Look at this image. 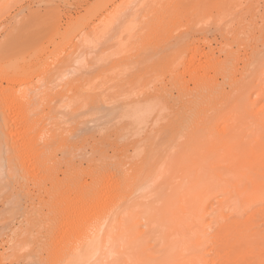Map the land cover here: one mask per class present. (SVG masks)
Returning <instances> with one entry per match:
<instances>
[{"label":"bare ground","instance_id":"6f19581e","mask_svg":"<svg viewBox=\"0 0 264 264\" xmlns=\"http://www.w3.org/2000/svg\"><path fill=\"white\" fill-rule=\"evenodd\" d=\"M145 1L147 0H144V2ZM181 1L182 0H171L169 4L165 6V10H162H164L166 14H169L172 10L178 8ZM134 2L136 3V1ZM134 2L133 0H101L100 9H98V11L96 10L97 13L95 12L96 15L94 14L95 17L91 27L83 33L82 25L75 28L72 22L65 23L66 27L62 32L58 29L57 32L55 31L61 42L58 43V48L55 47V49H53L54 46L51 47L52 52L50 51V55L48 54L46 57L48 58V62L47 60L44 61L43 58L40 59L41 53L39 56H36L35 62L25 61V58L24 60L23 58L10 59L6 62L3 61V58L0 60V160L2 155L4 158V163H0V168L3 169L0 171V181L6 177L14 182L16 181L20 184L21 182L22 184L24 183V185L20 187L18 185L19 183H16L19 188H17V191L25 194L24 200L30 201V206L33 205L35 207L36 202L41 206L40 204L44 196L47 197L46 199L49 198L47 201L43 202L44 205L40 208L46 213L42 215L41 212L38 215L34 213L39 219H37L38 221L36 224L39 229H42V226H44L43 231L37 230L30 233L29 229L35 224H32L30 228L25 230V233L28 230L26 235L30 233V239L31 236L34 239L31 243L35 245L38 250L33 254L38 258L32 256L28 257L27 254H23L22 250L26 249L28 246L22 247L20 245L23 243L20 244L14 241L15 239H11L12 241L9 239L10 242H13L11 243L13 244L11 246L13 250L11 251V249L7 247L11 252L8 250L10 253L4 254L5 257L0 253V264H3V261L6 262V259L10 261L9 264H13V260L15 264H20V261L23 262L24 255H26L25 257L28 259H24L26 261L25 263L30 262V264H33L34 262V264H44L40 261H43V254H50L51 252H47L55 248V242L59 237L58 229L62 227V224H66V221L60 222L59 224L56 223L55 225L53 224L58 228L55 230L53 228L54 231L52 230L49 232L50 235L46 233V235H42V233L52 229H50L52 225L50 223L53 220L51 216L54 213V209L61 203L70 201L71 196L67 195L69 193L68 190L70 191V189H72L70 187L76 185L77 178L79 179L82 177V171L80 170L79 173H75L74 175L72 171L70 172V168L69 173L71 174H67V171H64L62 173L63 177H58V168L60 170V167L67 163L63 164L61 162L62 158H59V160L58 155H60V157L70 158L69 156H64V154L67 153V155H69L68 153L70 150H74L76 146L74 147L72 143L71 145L68 143L69 139L66 136L67 134H64L66 132L65 125H63L64 128L59 123L61 125L59 128V124H56L55 121L56 118L54 119L55 123H51L52 117L50 118V116H52L53 111H58V109H55V103L65 99H68V102H72V99L78 96L79 92L82 91V78H80L82 76L78 75V79L77 77L75 78V75H73L74 78H69V76H67L65 79L69 78L68 82L67 80L66 83L63 81L61 86L58 82V85L55 86V81L60 80L59 77L61 78V76L64 75L61 71L67 69V67L66 69L64 68V61L65 63L69 62L67 60L68 57H72L74 54L78 53L82 56L84 50L95 48V43L98 42L101 37H104V34H108L105 32H108L107 30L109 29L108 27H111V22H114L116 18H118V15L123 14L121 12L124 9H130L131 4ZM145 3H149V5L145 4L146 7L148 6V10L145 9V12L146 10L148 11V13L146 12L147 14L153 11L159 13V8L161 6L157 5H160V0H149V2ZM212 4H214L212 8L216 13L224 10L226 7L225 0H214ZM137 6L141 7L142 5L139 3ZM138 10H140V8ZM162 10L161 14L163 13ZM158 16V18H160L161 15L159 14ZM261 17H257V21L263 23L264 18ZM69 20H71V18ZM171 22L172 21H167L165 24H162L161 27L167 26ZM251 24L255 25L256 22ZM85 27L88 28V26ZM161 27L157 25L156 34L159 33ZM259 27L260 26L255 30L249 31V34L247 33V47H244V43L238 44V48L230 56L226 54L222 41L215 43L216 47L214 49L210 47V43H207V52L205 53H201L198 50L194 41H182L181 46L175 52L171 65L174 71L173 77L175 83L181 85L185 82L183 80V71L187 73L188 81L184 84L190 83L192 87L186 91L187 86H184V91L186 92H179L182 94L180 95L181 97L183 95L185 97L180 107H194L195 112L188 124L189 131H187V136L185 138L186 145L184 149L187 150L184 153H180V155H178V160L169 167L171 176L168 179L172 178L171 183H176L175 189L165 197L161 189L157 188L158 186H155L156 188L150 189L147 192V195L150 196V198L152 197L153 203H161L159 207H161L160 214L162 217L161 220H157L156 222L153 220L149 221L147 224V231L145 232H141L135 222V217L138 212H127L119 217L113 216L110 223L111 226H107L109 228L107 238L110 241L109 245H107L112 247H109V249L115 248V243L119 240L118 244L121 242L119 244L120 252L122 250V240L124 239L123 242L127 240V243L132 247L131 249L135 248V246H139L136 248L145 252H143V254H146L144 263L148 260L151 264H234L236 262L240 263L243 256L241 254L244 249L239 251L237 248L241 245H249L253 248V252L249 258L247 256V261L242 263L264 264V253H262V251H264V233H256L254 237H251L253 234L245 233L246 224L236 229H234L233 225L228 228L215 226L214 229H211L205 224V218L210 214L214 215L216 220L219 218H221V220L226 219L222 216V210L220 208H212L208 212V201L210 198L220 194L228 195L231 187L235 188L233 191V197L235 199L243 197L244 200H248L245 204L251 201L264 200V29L263 27ZM119 35L120 37L122 36L120 33ZM114 40H116V38ZM47 48L48 46L46 49ZM45 52L47 51L45 50ZM45 52L42 54H45ZM65 53H67V55H65L66 59L63 58ZM221 56L223 60H220ZM5 57L6 56H4V58ZM201 60H203V62H201ZM239 65H241V67H239ZM180 69L182 72H179ZM197 70L202 71V73L198 75ZM59 73H61V75L58 76L57 74ZM219 78L223 82H226L229 89L228 91L225 92L224 89L217 90V86H215L214 83ZM3 84H5L6 87H3ZM237 85H241V98L227 103L226 101L234 95V89ZM79 97L76 98L78 99ZM80 98L82 99V97ZM152 99L154 98L152 97ZM68 102H65V104L67 103L66 106H64L66 109H69L71 105ZM163 102L165 103L166 100ZM163 102H160V104L157 102V105L153 100V102H148L142 108L136 106L124 108L126 110L122 112L123 115L121 117L125 118L126 116H130L128 122L125 123V127L136 130L135 133L137 135L142 131H148L149 128V130H152L151 128L159 123V125H161L166 119V115H163L166 104ZM261 103V107H258ZM221 107H226L233 115L237 116L242 114L247 118L248 126L246 127V131H252L250 135L252 139L249 138L250 140L247 142V145L245 143V149L244 143L243 147L238 144L240 141V134L242 133L243 138L244 132H242L240 127L235 126L237 118L235 117L234 119L233 115V118L230 117L227 121L222 120L221 123L217 122L211 127L207 125L206 118L218 109H221ZM59 121L61 122V120ZM70 129L69 131L72 130ZM63 130H65V132ZM138 141L136 138V140L132 141L131 148L126 147L127 150H124L125 156L129 151L128 149L134 151L138 148L137 144L140 143ZM136 151L137 150L134 152L138 156V152ZM136 154L132 157H127V171H131L134 167L136 168V166H140L141 164L143 165L144 162L142 161L143 158L145 160V157L135 158ZM236 157H238V160L235 162L234 158ZM71 159L72 158L69 160L71 161ZM63 162H65L64 159ZM61 163L63 165L60 166ZM239 163L240 165H238ZM58 165L60 167H58ZM68 166L65 165V167ZM73 169L74 167L72 170ZM137 170L139 171L140 169ZM3 171H6L5 177H1ZM140 173L141 171L138 172V175H140ZM128 175L127 182L129 185H127V192L125 191L126 195L120 198L123 200V204L128 201L131 195L136 193L137 187L140 186L141 181V178L138 179L137 177L136 179L134 178L135 180L131 184L130 174ZM100 178L98 184L103 186L104 184L110 183L111 180L113 181L114 173L105 174V176L102 175ZM164 178L162 177L161 184L166 187L167 179ZM240 180L241 182H239ZM170 184L168 183V185ZM12 189L16 190L15 187H12ZM80 189L82 190V187ZM74 197L75 196H73V198ZM17 198L18 197H16L15 200H17ZM101 201L102 196L100 193H96L90 198L82 197L81 193L78 195L75 202L81 206L83 204V206L86 205L90 207ZM115 205L116 202L112 203V207ZM29 211L32 213V210L29 209ZM36 213L38 212L36 211ZM69 222L71 225V221ZM26 223L25 221V224ZM37 226L36 228H38ZM125 226L127 227L126 229ZM121 227L124 229L122 228L123 230H120ZM104 228H106V225L103 219H93L87 224L84 230L82 229L83 232L80 230L73 238L63 235V239L65 240L63 242H68V245L66 244L67 246L61 249L63 252L60 255V249H58V255L55 252L53 253L57 255L55 259L53 258L54 260L48 258V260L53 261L52 263L51 261H46V263L78 264L81 261H85L88 256L91 257L97 250L100 251V242L102 241H100V234L103 232ZM120 232L124 234H120ZM126 232L129 233L130 239L124 236ZM23 236H25L24 233ZM22 238H20V242ZM70 238L73 240L70 241ZM111 242H113L112 245H110ZM150 242H153L154 245H151ZM24 244L27 243L24 242ZM118 244L116 245L118 246ZM157 246H160L159 250H156ZM132 251L134 252V250ZM19 252H21L23 256H20L21 253ZM24 252H28V250ZM188 253H194L195 255L187 259ZM109 254L116 255L118 253L114 254L111 250ZM52 256L50 255V257ZM122 256L123 259L116 255L118 261L122 259L121 261L128 264V260H130V264H136V262H134L135 259L130 258L129 254L125 256L126 258L129 257L127 261L124 259V255ZM47 257L49 256L47 255ZM35 261L37 262L35 263ZM139 264H143V262H139Z\"/></svg>","mask_w":264,"mask_h":264},{"label":"rangeland","instance_id":"374dc122","mask_svg":"<svg viewBox=\"0 0 264 264\" xmlns=\"http://www.w3.org/2000/svg\"><path fill=\"white\" fill-rule=\"evenodd\" d=\"M134 1H136V3ZM170 1L171 0H160V5H157L161 6L160 8L158 7L159 13L157 12V14L153 11L147 14L148 6L146 7L145 4L149 5V3L145 2H149V0L145 2L144 0H133L135 4L132 3L133 5L131 4L130 9H124L125 11L123 10L121 12L123 14L118 15V18H116L114 22H111V27H108L110 30L108 29V32H105L108 34H104V37H101V40L99 39L98 42L95 43V48L84 50L82 56L79 53V55L74 54L72 57L67 56L69 62L66 63L64 59H66L65 55H67V53L64 54V59L62 58L64 61V68L66 69L67 67V71H61L64 75H62L61 78L59 77L60 80L55 81V86L58 85V83L61 86L63 81L66 83V80L68 82L70 77L74 78L73 75H75V78L77 77V79L79 76H82L80 77L82 78V91L76 96H80L82 99L80 97L78 99L74 97L72 99L73 103L71 101V103L68 102V99L55 103V109H58V111L54 109V113L52 112V116H50V118L52 117V122L50 121L51 123H55L56 121V124L60 123L62 126L65 125L66 128L63 127L66 132L63 130L65 133H62L67 134L66 136L69 139L68 143L70 145L72 143V146H76V149L73 147V152L70 150L68 153L69 155H67V153L64 154V156H69L73 160L71 159L70 161V158L60 157V155H58V159L62 158L61 162L63 164L67 163L64 165L62 163L60 164V166L63 165L64 167L58 165L60 170L58 168L59 171L57 170V172L59 173L58 177L62 178V173L64 171H67V174H71L69 173L71 168L70 172L72 171V174L74 175L81 170L82 177L79 178L80 180L76 177L78 182L76 181V185L70 187L72 188L70 191L68 190L69 193L67 195L71 196L70 201L66 203L63 202L54 209V216L52 215L53 218L51 216V219L53 220L49 223L55 225L56 223L59 224L60 222L66 221V224H62V227H59V237L55 242V248L52 247L54 250L52 249V251L47 252H51L50 254H47L49 257H47L45 253L43 254V261H40L44 264L46 261H51L48 260V258L54 260L57 257L58 249H60L59 255L63 252L61 249L68 245V242H63L65 241L63 239L65 235L73 238L80 230H84L87 224L93 219H103L106 225V228H104L103 232L100 234V241L102 240L100 242L101 249H99L100 251L97 250V252L91 257L88 256L85 261H81L78 264H116L118 262V264H127L121 260L123 259L122 255H124V259L127 261L129 257L126 258L125 256H128V254L130 255V258L135 259L134 262H136V264H139V262H143V264H151L148 260L144 263L146 254H143V250L137 249L139 246H135V248L131 249V245L127 243V240L123 242V238L121 245L122 250L120 252L119 244L121 242L118 244L119 240L115 243V248L111 249L112 247L108 246L110 241L107 238L109 232L107 226H111L110 223L113 216L119 217L127 212H138L135 217V222L141 232L147 231V224L149 221L153 220L156 222L157 220H161L162 217L160 214L161 207H159L161 203H153L152 197L150 198V196L147 195V192L158 186L157 188L161 189V192L164 193L163 195L165 197L175 189L176 183H171L172 178L168 179L171 176V170L169 167L178 160V155H180V153H184L187 150L184 149V146L186 145L185 138L187 136V131H189L188 124L195 112L194 107H180L185 97L184 95L181 97L180 95L182 94L179 92L185 93L187 90L191 89L192 85L190 83L184 84L188 81V75L185 71H183V80L185 82L181 84L183 86L175 83L173 77L174 71L171 66L175 52L184 40L194 41L196 47L201 53L207 52V43H210V47L214 49L216 47L215 43L222 41L226 54L230 56L238 48V44L240 45L244 43V47H247L246 42L248 41L247 35L249 34V31L255 30L258 26L261 28L263 27L264 29V22L257 21L261 16L264 18V0H225V9L218 13L214 12L212 8V5H214L212 2H214V0H182V3L180 2L177 9L166 14L164 8ZM100 3L101 0H0V60L3 58V61L6 62L10 59L23 58L24 60L25 58V61L35 62L36 56H39L41 53L40 59L43 58V60L46 61L48 59L46 58L47 55L50 51L52 52L51 47L54 46L53 49H55L58 43L61 42L59 36L56 35V32L58 30L62 32L66 27V24L71 22L75 28L82 25V33L86 32L85 30H88L92 25L95 12L97 13L98 9H100ZM139 3L143 8L142 6H137ZM257 6L260 7L258 8ZM137 8H140V10ZM145 9H147V13L145 12ZM161 10L163 11L162 14ZM159 14L161 15L160 18H158ZM68 18H71L72 21ZM167 21L172 22L167 26L161 27V25L165 24ZM253 22H256V24L252 25L251 23ZM157 25L161 27L158 34H156ZM85 26H88V28ZM119 33L122 35L121 37ZM114 37L116 40H114ZM47 46L48 50L46 49ZM45 50L47 52H45ZM44 52L45 54H42ZM4 56L6 57L4 58ZM220 60H223L222 56ZM201 62H203V60H201ZM239 67H241V65H239ZM180 70L179 72H182V70ZM61 73L57 75L59 76ZM201 73L202 71L197 70L198 75ZM67 76H69V78L65 79ZM214 85L217 86V90L224 89L225 92L229 90L226 82H223L220 78L216 80ZM4 86L5 84H3V87ZM184 86H187L186 91H184ZM241 90V85H237L234 89V95H232L226 102L231 103L239 100L241 98ZM152 97L154 99H152ZM160 99L163 101L166 100V102L164 103ZM153 100L157 105L158 103L160 104V102L166 104L167 107L164 105L165 111L163 112V115H166V119L161 125H159L160 123L158 124L159 126L155 125L158 128L155 126L152 127L151 129L153 132L152 130H149V128L148 131H142L136 135V130L125 127V123L128 122L130 116L122 118V112H125L126 109L124 108H129L130 106L142 108L148 102H153ZM65 102L71 104L69 109L64 108L67 104H65ZM261 105L262 103L259 104L258 107H261ZM232 115L233 114L226 107H221V109L210 114L206 118V122L208 123L207 125L211 127L217 122L221 123L222 120L227 121L230 117L233 118L234 116V119L236 117L237 120L235 126L240 127L242 132H244L243 138L242 133L240 134V141L238 144L243 147L244 143L245 149V143L247 145V142L252 139L250 137L252 131H246L248 125L245 116L242 114L237 116ZM57 119L61 120V122ZM60 124L58 126L59 128L61 127ZM69 129L71 131H69ZM136 138L137 141L139 139L138 142H140L137 144L138 148L135 149L137 150L136 152H138V156L134 152L135 150L132 151L130 149H128L129 151L125 156L124 150L131 148V143L136 140ZM134 154H136L135 158L145 157V160L143 158L142 161L145 164L143 163V165L141 164L140 166H136V168L134 167L131 171H127V157H132ZM2 158L3 155L0 160L1 164L4 163V158ZM63 159L65 162H63ZM234 159L236 162L238 157ZM65 165L69 166L65 167ZM238 165H240V163ZM73 167L74 169L72 170ZM137 169L140 170L138 171ZM2 170L3 169L0 168V171ZM140 171L141 173L138 175V172ZM3 172L1 177H5L6 175V171ZM110 173H114L113 181L111 180L112 183L104 184V187L99 185L98 181L101 179L100 177ZM128 174H130L131 184L137 177L138 179L141 178V181L140 186L137 187L136 193L131 195L128 201L123 204V200L120 198L126 195V190L128 189L127 185H129L127 182ZM162 177L167 179L166 187L161 184ZM239 182H241V180ZM16 183L19 182H14L6 177L0 181V253L3 255L7 253L9 254L13 250V247L11 248L13 245L11 243L13 242H10V240L15 239L14 241L17 243H23L20 246H28L26 247V249L28 248V252H24L27 251L24 249L22 250L23 254H27L28 257H36L33 253L36 252L38 248L36 249V246L31 243L34 239L31 236V239H33L31 240L29 235L37 230L43 231L44 226H42V229H39L36 224L39 220L36 215L40 214V212L41 215L46 213L40 208L41 206L43 207V202L47 201L49 198L46 199L47 197L44 196L42 201L43 204H40L41 206L35 201V207L32 205L33 209L32 206H30V201L24 200L25 194L17 191L19 188ZM168 183L171 184L168 185ZM18 185L20 187L21 185H24V183L22 184L21 182V184L19 183ZM12 187H15L16 190L12 189ZM81 187L82 190L80 189ZM234 189V187H231L228 195L220 194L210 198L208 201V212L212 208H220L222 210V216L226 219L221 220V218H219L216 220L215 216L210 214L205 218V224L211 229H214L215 226L228 228L232 225L234 226V229H236L239 226L241 228V225L246 224L245 233L253 234L251 237H254V234L256 233H264V200L251 201L248 204H245L248 200H244L243 197L236 199L233 197ZM81 193L82 197L85 198H90L96 193H100L102 201L90 207L86 205L85 207L83 204L81 206L75 202L78 195ZM15 196L18 197V201L15 200ZM73 196L75 197L73 198ZM114 202H116V205L112 207V203ZM29 209L32 210V213ZM36 211L38 213H36ZM68 220L71 221V225ZM25 221L29 224H25ZM32 224L35 225L32 226ZM52 225L50 227V229H52L43 232L42 235H50L49 232H51L53 228L54 230L58 228L57 226L55 227ZM30 226L32 227L30 228ZM36 226L38 228H36ZM27 228H30V233L27 234L29 237L26 235L28 230L25 233ZM122 228L123 227H121L120 230L124 229ZM126 228L127 227L125 226V229ZM22 232L25 236H23ZM121 233L122 232H120V234ZM124 236L129 237V233L126 232ZM20 238H22L21 242ZM72 238L69 240H73ZM130 238L131 237H129V239ZM23 241L27 244H24ZM150 243L151 245H154L153 242ZM112 244L113 242H111L110 245ZM116 244H118V246ZM7 247L11 249V251ZM109 247H111L110 249L114 254L118 253L116 254L117 257H121L122 259L118 261L116 255L112 254V256L109 254L111 252ZM159 249L160 246H157L156 250ZM237 249L239 251L244 249L243 253H240L243 256L240 263L236 262L234 264H244L242 262L247 261V256L248 258L250 257L253 248L249 245H241ZM132 250H134V252ZM127 251H130L131 253H128ZM54 252L57 254H55L56 256L53 254ZM22 253L20 256H23ZM262 253H264V251H262ZM50 255L54 256L50 257ZM193 255L195 254L188 253L187 259L192 258ZM25 256L26 255H24V259H27ZM24 259L23 262L20 261V264H30V262L25 263L26 261ZM5 261L6 262L3 261V264L10 263L8 259ZM128 261V264H130L131 261ZM12 262L15 264L14 260ZM36 262L37 261H35V263ZM52 262L53 261H51V263ZM49 263L50 262L46 264Z\"/></svg>","mask_w":264,"mask_h":264}]
</instances>
